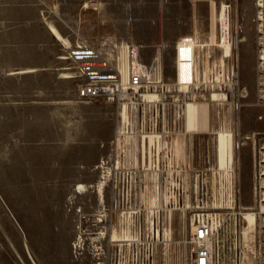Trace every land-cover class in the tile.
Masks as SVG:
<instances>
[{
    "label": "rangeland",
    "instance_id": "obj_1",
    "mask_svg": "<svg viewBox=\"0 0 264 264\" xmlns=\"http://www.w3.org/2000/svg\"><path fill=\"white\" fill-rule=\"evenodd\" d=\"M257 2L223 3L219 38L227 4L231 39L242 41L233 52L219 38L218 46L205 48L196 66L198 84L189 91L176 85L172 51L158 52L153 61L124 35L100 39L98 48L121 73L133 45L138 64L156 71L167 86L133 94L126 105L79 97L83 78L56 56L60 46L47 23L86 41L96 38L97 29L82 24L96 19L97 4L106 20L116 14L123 25L131 12L158 10V0H0V264H106L112 241L121 244L114 230L132 241L153 222L166 237L154 246L156 264H185L189 213L169 208L183 206L178 198L186 182L193 199L205 184L218 197L225 183L241 189L243 207L259 205L264 28L251 26L248 16ZM189 45L186 52H193ZM190 102H196L189 112L193 132L186 128ZM209 167L211 172L201 171ZM186 169L193 172L184 184ZM228 264L238 262L231 256Z\"/></svg>",
    "mask_w": 264,
    "mask_h": 264
},
{
    "label": "built area",
    "instance_id": "obj_2",
    "mask_svg": "<svg viewBox=\"0 0 264 264\" xmlns=\"http://www.w3.org/2000/svg\"><path fill=\"white\" fill-rule=\"evenodd\" d=\"M194 45V70L196 73L194 83L189 84V90L196 88L199 80L197 61L205 57L201 52L208 48L197 41H186ZM105 52L98 47L76 44L75 48H67L63 59L73 65L75 76L83 78L78 86V95L84 100L106 99L120 101L123 91L137 94L146 88H167L156 71L148 70L144 65L138 64V48L131 45L128 49V72L130 78L126 87L123 85L122 73L118 68L109 65L110 60L105 58ZM107 61L103 62V58ZM204 59V58H203ZM111 63V62H110ZM186 143V141H185ZM201 155L211 164L210 154ZM174 155L171 154L173 159ZM209 173L212 169L201 170ZM193 171L181 172L185 180ZM180 173V172H179ZM203 189V194H196L193 199L190 183L186 182L182 199L183 206L177 202L171 203L169 209H181L189 213V225L186 230L187 258L185 264H228L231 256L238 264H264V199L258 200L259 205L249 209L255 216V224L250 228L245 217L248 208L242 206L241 189L220 183V195ZM256 194L261 188H256ZM170 203V202H169ZM261 204V205H260ZM145 208V207H144ZM146 210V209H145ZM139 235L132 241L113 240L106 254V264H156L154 246L166 239L164 228L160 223H152L149 229H141ZM227 258L229 260H227Z\"/></svg>",
    "mask_w": 264,
    "mask_h": 264
},
{
    "label": "crops",
    "instance_id": "obj_3",
    "mask_svg": "<svg viewBox=\"0 0 264 264\" xmlns=\"http://www.w3.org/2000/svg\"><path fill=\"white\" fill-rule=\"evenodd\" d=\"M158 1V10H153L151 12L145 11L144 14L140 13L141 15L131 12L128 17L125 16L123 18V25L121 18L116 17V14L113 15L111 20H106L105 15L99 12L98 6H101V4H97V8L93 9L97 15L96 19H92L91 21L87 19L85 23L82 24L86 29L91 26L97 29L96 38H94L96 40L91 38L85 41L81 37L80 41V38L77 36L68 34L63 26H59L53 22L47 23V29L50 31L57 45L60 46L56 56L60 60H63L62 56L64 55L63 53L66 52V49L75 48L76 43L99 47L100 39L105 38L106 35L111 36L115 40H120L121 36L124 35L125 39L130 43L135 45L138 44L142 53H149L153 61L158 60V52L165 50L172 51L176 56L177 71L180 51L182 52L190 46L184 42L197 41L199 44L208 47L213 45L218 46L216 42L220 35L218 21L222 13L221 7L225 1L228 2L229 0ZM256 5L257 4H254L251 10L248 11L249 19L252 22L250 24L251 26H260V10ZM130 9L131 6H129V10ZM106 21L110 25L109 28H106ZM55 30H57L59 35ZM226 54L229 55V52L226 51ZM177 75L178 71L176 72L175 81H177Z\"/></svg>",
    "mask_w": 264,
    "mask_h": 264
},
{
    "label": "bare ground",
    "instance_id": "obj_4",
    "mask_svg": "<svg viewBox=\"0 0 264 264\" xmlns=\"http://www.w3.org/2000/svg\"><path fill=\"white\" fill-rule=\"evenodd\" d=\"M257 5L260 9L259 11V20L261 21H264V0H258L257 2ZM256 5V6H257ZM230 6L225 4L224 7H223V10H224V15H223V18H222V21H221V25L223 26L222 27V35L220 37V46L222 47H226L229 52H233L234 48L236 49L238 46H239V43L240 39H237L236 40H232L231 39V29H232V20H231V15H229V13L231 12L230 10ZM260 22V21H259ZM260 24V31H263V28H264V24H262L261 22L259 23ZM52 26V25H51ZM54 30V29H53ZM55 32L59 35V33L57 32V30H55ZM236 36V35H235ZM60 37V36H59ZM183 55H186L188 57H185ZM179 56H180V60L178 61V64H177V71H178V75H177V81H176V85L180 87V89H184V90H187L189 88V84L191 83H194L195 81V76H196V73H195V70H194V55H193V52L191 51H188L186 52V50L183 52L180 51L179 53ZM103 58V56H101ZM263 58L262 60H264V55H262ZM107 60L105 58H103V62H106ZM109 65H111L113 67V65L109 62ZM114 68V67H113ZM261 68V67H260ZM262 68H264V62L262 64ZM123 70V68H122ZM264 70V69H263ZM24 71V70H23ZM124 72L122 73V80H123V85L124 87H126L127 85V82L130 78V73L128 72V69H126V72H125V69L123 70ZM264 73V72H263ZM235 83V82H234ZM141 92V91H140ZM154 94V93H152ZM152 94L150 93H147L148 96H152ZM132 96L133 94L130 93V92H126V91H123L122 94L120 95V101L121 102H124V104H129L132 100ZM130 99V102H128ZM128 102V103H127ZM196 103V102H195ZM195 103H188L187 107L185 108L186 109V115H187V121H186V128L188 130V132H193V129H191L189 127V118H190V115H189V112L191 108L196 109V104ZM223 111V110H222ZM196 114V112H195ZM192 115V114H191ZM225 126V125H224ZM231 133V131H229ZM225 133V132H224ZM191 134V133H190ZM188 135V134H187ZM123 140V139H122ZM166 142V141H165ZM120 143V142H119ZM124 143V142H123ZM172 143V141H171ZM168 144V143H167ZM120 146V145H119ZM132 146V145H131ZM238 145L235 143L234 145V148H233V155L235 156V152H236V149H237ZM130 148V147H129ZM135 149V148H134ZM136 158V156H135ZM175 169V168H174ZM171 170V169H170ZM178 170V169H177ZM180 170V169H179ZM180 172V171H179ZM178 172V173H179ZM180 175V174H179ZM175 176V175H174ZM80 191V189H79ZM250 208V207H249ZM247 209L246 212H245V217L246 219L248 220L249 222V226L250 228H253L254 224H255V216L251 213V211H248L250 209ZM124 232V231H123ZM112 236L114 239L116 240H120V241H124V239L126 238V235H124V233H120L118 232L117 230H114L113 233H112ZM133 240V239H132ZM167 242V241H166Z\"/></svg>",
    "mask_w": 264,
    "mask_h": 264
}]
</instances>
